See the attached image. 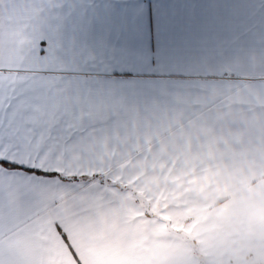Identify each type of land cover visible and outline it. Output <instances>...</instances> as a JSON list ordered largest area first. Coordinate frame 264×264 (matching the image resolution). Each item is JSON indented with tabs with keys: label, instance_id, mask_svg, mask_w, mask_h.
<instances>
[{
	"label": "snow or ice",
	"instance_id": "snow-or-ice-1",
	"mask_svg": "<svg viewBox=\"0 0 264 264\" xmlns=\"http://www.w3.org/2000/svg\"><path fill=\"white\" fill-rule=\"evenodd\" d=\"M250 53L264 0H0V264H145L121 197L229 110L194 97L264 93Z\"/></svg>",
	"mask_w": 264,
	"mask_h": 264
},
{
	"label": "crops",
	"instance_id": "crops-1",
	"mask_svg": "<svg viewBox=\"0 0 264 264\" xmlns=\"http://www.w3.org/2000/svg\"><path fill=\"white\" fill-rule=\"evenodd\" d=\"M248 59L264 65L257 53ZM193 99L225 100L229 110L218 108L185 133L186 146L173 144L157 153L158 160H174L175 167L142 176L135 200L121 197L151 213L139 227L130 226V254L145 264H264V93L225 89ZM157 207L185 220L163 219Z\"/></svg>",
	"mask_w": 264,
	"mask_h": 264
},
{
	"label": "rangeland",
	"instance_id": "rangeland-1",
	"mask_svg": "<svg viewBox=\"0 0 264 264\" xmlns=\"http://www.w3.org/2000/svg\"><path fill=\"white\" fill-rule=\"evenodd\" d=\"M147 199V198H146ZM147 206L148 207H152L154 202L152 201V199H148L147 200ZM153 203V204H152ZM161 209V212L163 214L164 217H167V220L169 219L171 222H173L174 224H176L177 222L182 223L183 220H185V217L183 215H181V213L179 212H167L165 210V208L162 207H157V210Z\"/></svg>",
	"mask_w": 264,
	"mask_h": 264
}]
</instances>
